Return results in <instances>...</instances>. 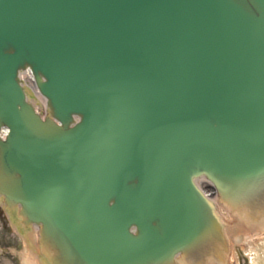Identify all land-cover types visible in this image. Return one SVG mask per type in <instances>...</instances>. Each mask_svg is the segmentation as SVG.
Segmentation results:
<instances>
[{
  "label": "water",
  "instance_id": "obj_1",
  "mask_svg": "<svg viewBox=\"0 0 264 264\" xmlns=\"http://www.w3.org/2000/svg\"><path fill=\"white\" fill-rule=\"evenodd\" d=\"M24 63L62 125L25 101ZM1 125L0 195L50 264L204 251L195 177L233 208L264 194V0H0Z\"/></svg>",
  "mask_w": 264,
  "mask_h": 264
},
{
  "label": "rangeland",
  "instance_id": "obj_2",
  "mask_svg": "<svg viewBox=\"0 0 264 264\" xmlns=\"http://www.w3.org/2000/svg\"><path fill=\"white\" fill-rule=\"evenodd\" d=\"M205 185L202 183L203 188ZM15 228L0 207V264H22L23 255L28 252L29 247ZM228 264H264V231L247 230L240 236L231 237Z\"/></svg>",
  "mask_w": 264,
  "mask_h": 264
},
{
  "label": "bare ground",
  "instance_id": "obj_3",
  "mask_svg": "<svg viewBox=\"0 0 264 264\" xmlns=\"http://www.w3.org/2000/svg\"><path fill=\"white\" fill-rule=\"evenodd\" d=\"M223 210L221 208H219V212L221 213V215L223 214ZM229 212H231V211L226 209V213L223 214V217L229 216L230 215ZM227 219H228V217H227ZM258 219L259 218H257V220ZM228 220H230V219H228ZM263 222H264V220L261 221V219H259L257 221V223H262V224H263ZM236 223L237 224H235V226H230L229 229H227V234H235L236 233L238 236H240L239 234H242V232L245 230L247 224H245V222L243 224L238 223V222H236ZM258 229H264V226L258 227ZM252 230H255V229H252ZM256 232H257V230L255 231V233ZM35 235L30 234V236H29V240L27 242V245L29 247V251L23 255V263L22 264H41L43 261L42 258H40V256L36 252L37 247H36V244L34 243L35 239H36Z\"/></svg>",
  "mask_w": 264,
  "mask_h": 264
}]
</instances>
